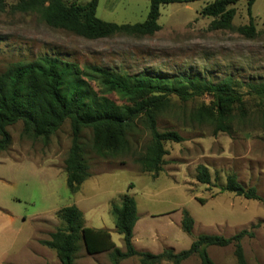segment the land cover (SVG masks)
Segmentation results:
<instances>
[{"label":"rangeland","instance_id":"1","mask_svg":"<svg viewBox=\"0 0 264 264\" xmlns=\"http://www.w3.org/2000/svg\"><path fill=\"white\" fill-rule=\"evenodd\" d=\"M19 1L4 0V8L0 10V75L12 63H27L39 56H50L73 63L80 70L94 67L131 76L200 77L212 83L230 80L233 88L243 96L247 114L240 120L235 111L231 132H216L211 123H198L193 119L197 109L211 104L209 95L183 101L171 94L169 107L157 117L156 126L160 132H177L183 140L162 142L165 154L156 178L143 172L136 162L151 139L140 121L127 135L128 150L109 158L94 153L92 132L83 129L81 144L91 180L73 196L66 187L65 173L53 176L51 167H47L56 165L64 170L71 142L69 121L53 133L47 145L40 139L22 136L21 122L10 125L6 129L11 145L3 153L44 163L33 175L25 174L22 169L21 176L18 167L0 166V172L13 179L0 182V194L8 195L10 208L20 216L15 225L29 232L31 219L47 215L52 208L48 201L52 194L57 197L54 205L59 208L76 202L84 218L95 215L97 221L88 226L114 229L111 204H119L121 196L127 194L134 198L138 213L143 216V235L160 236L166 246L181 251L189 248L200 234L229 238L246 230L253 234L241 242L247 264H264V97L256 96L250 89L252 85L264 83V0H256L251 8L256 29L253 38L236 30H210L212 18L201 17L200 11L214 0H200L161 6L160 29L152 35L115 34L94 40L53 29L38 13L11 11L10 6ZM75 1L86 3L90 0ZM148 7L149 0H99L96 17L119 25L142 23ZM234 8V29L247 25L246 0H238ZM89 85L94 93L102 95L97 81L90 80ZM107 97L118 105L124 104L115 94ZM198 165L207 168L211 178L209 185L195 179ZM230 173H234L244 186L254 187L263 202L221 192L220 187ZM130 185L132 188L128 189ZM107 203H110L109 208ZM182 210L194 220L191 235L180 228ZM146 214L154 217H144ZM23 217L27 218L26 223ZM40 227L36 237L47 238L48 233L39 234L48 229L47 226ZM121 238L113 230L114 241L123 245ZM39 241L30 244L28 252L37 254L41 246ZM151 250L155 252L156 247ZM233 251L232 245L208 248L215 264H236ZM82 258H87L83 247L78 252V261ZM27 259L24 264H39L33 258ZM86 260L85 264H111L107 253ZM49 264H59L56 256ZM119 264L140 263L137 257H130ZM182 264H200V261L192 256Z\"/></svg>","mask_w":264,"mask_h":264},{"label":"trees","instance_id":"2","mask_svg":"<svg viewBox=\"0 0 264 264\" xmlns=\"http://www.w3.org/2000/svg\"><path fill=\"white\" fill-rule=\"evenodd\" d=\"M195 1L200 0H149L145 21L121 25L96 17L99 0L86 3L75 0H21L11 5L10 10L38 13L41 20L53 29L94 40L115 34L152 35L160 29L158 19L161 6ZM255 1L246 0L248 24L236 29L232 21L238 0L209 2L201 9L200 16L212 18L210 30H236L243 36L253 38L256 29L251 8ZM3 8L4 0H0V10ZM90 80L98 82L102 95L91 90ZM250 89L256 96L264 97V83L252 85ZM108 94L117 95L124 104H116L107 97ZM171 94H176L183 101L194 96L209 95L211 104L197 109L193 119L198 123H211L216 132H231L235 111L240 120L247 114L243 96L233 88L230 80L212 83L200 77L131 76L94 67L80 70L73 63L50 56H39L27 63H12L0 75V152L6 151L11 145V137L6 129L10 125L21 122L22 136L40 139L47 145L53 133L68 120L71 142L64 160V171L66 187L73 195L91 176L81 144L82 130H91V148L94 153L101 158H109L128 150L127 135L140 121L151 139L144 154L136 162L143 172L151 173L156 178L165 154L162 142L180 143L183 140L177 132H160L156 126L157 117L169 107ZM195 179L200 184H210L211 178L205 166H197ZM131 188L130 185L128 189ZM220 191L263 202L257 190L238 182L234 173L226 176ZM110 214L114 219L116 233L122 236L123 251L111 241L107 230L86 227L83 214L75 205L56 212L60 226L49 234V240L39 243L54 250L60 264H73L80 245L89 255L107 253L111 264H119L130 257H137L140 264H161L163 261L182 264L192 256H196L200 264H215L209 256L208 248L232 245L236 264H247L241 242L244 237H252L253 234L246 230L229 238L200 234L185 250L176 252L172 248H165L154 254L137 251L132 243L133 229L138 221L137 204L133 197L122 195L119 204H111ZM193 227L194 220L186 210H182L181 230L191 235Z\"/></svg>","mask_w":264,"mask_h":264},{"label":"crops","instance_id":"3","mask_svg":"<svg viewBox=\"0 0 264 264\" xmlns=\"http://www.w3.org/2000/svg\"><path fill=\"white\" fill-rule=\"evenodd\" d=\"M43 164L44 163H40L38 160H31V159H27L25 157L20 158V157L14 156V155L11 156L10 153L5 154L3 152H0V166L5 165V166H9L10 168L18 167L20 176L22 174V169H23V172H25V174L33 175L37 171V167L41 168L43 166ZM47 167H51V171L53 172V176H59L62 173H65L64 170H62L61 168H58L56 165H49V166L47 165ZM64 178H65L64 181L66 182V173H65ZM10 180H13V179L7 177L2 172H0V182H10ZM89 180H91V177H89L81 185V187H83L85 184H87V182H89ZM81 187H80V189H81ZM76 194H74V195H76ZM48 201L51 203L52 208L47 212V215H39L38 218L31 219V224H30L31 228L29 229L30 231L26 233L25 229L19 228L15 225L17 220L20 218V216L17 215L16 211L14 212L10 208L8 195H5V193L0 194V264H24L27 262V260H28L27 258L35 259L38 261L39 264L53 263L55 256H56L55 251L48 249L43 245L40 246L39 252L37 254H35L31 251L28 252V247L30 246V244H32L36 240H40V241L49 240V235L45 239H43V238L38 239L36 237L38 227H39V229H41L40 226L46 225L47 226L46 228H48L45 231H42V230L39 231V234L41 235L42 233L51 234V233L55 232L56 229L60 226V221L56 216V212L61 208H59V206L54 205L57 203L58 199H57V197H55V195L51 194L48 196ZM107 204H108V208H109L110 203H107ZM74 205L76 207L78 206V204H76V202L74 203ZM88 207H90V206H88ZM82 214H83V212H82ZM137 214H138V221L136 222V224L134 226L133 237H132V243H133V245L137 251H148V252L157 254V253L162 251L160 249L163 248V246H165L167 248L174 249L173 247L166 246L163 242L164 241L163 238L160 236L152 234V235H149L147 237V236L143 235L141 233V231H142L141 223L144 221L142 219L143 216H141L138 213V210H137ZM168 214L169 213H167V215ZM83 217H84V214H83ZM144 217L153 218L154 215L146 214V216H144ZM35 220L40 222L41 224H39V225L35 224V222H34ZM22 221H23V223H26L27 218L23 217ZM84 221H85L86 227L98 229V230H100V229L101 230H107L110 234L111 241L115 244V246L117 248L121 249L122 251L124 250L122 243H118V242L114 241V239H113V230L115 231V228L112 229V228H106L104 226H88L89 224L92 225V223L97 221L95 219V215H91L89 217V219L84 218ZM180 222H181V218H180ZM42 224H45V225H42ZM118 240H120V239L118 238ZM121 240H122V238H121ZM161 244H162V246L160 247L159 245H161ZM81 247H83V246L80 245L79 250ZM153 247H156L155 252H152V250H151V248H153ZM83 249H84V247H83ZM79 250H78V252H79ZM78 252L74 255L73 264L75 261L77 264H79V263L85 264L87 261L86 259H88V258L90 259V256H94V255H89L85 252V254L87 255V258H82L80 261H78ZM176 252H178V251H176ZM101 254H103V253H101ZM101 254H95V256L101 255ZM47 258H50L51 262L48 263ZM163 262H165V261H163Z\"/></svg>","mask_w":264,"mask_h":264}]
</instances>
